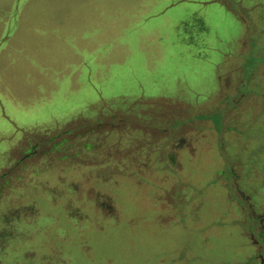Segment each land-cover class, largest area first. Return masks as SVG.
Here are the masks:
<instances>
[{"label":"rangeland","instance_id":"374dc122","mask_svg":"<svg viewBox=\"0 0 264 264\" xmlns=\"http://www.w3.org/2000/svg\"><path fill=\"white\" fill-rule=\"evenodd\" d=\"M260 217L264 0H0V264H259Z\"/></svg>","mask_w":264,"mask_h":264},{"label":"crops","instance_id":"0c3cea01","mask_svg":"<svg viewBox=\"0 0 264 264\" xmlns=\"http://www.w3.org/2000/svg\"><path fill=\"white\" fill-rule=\"evenodd\" d=\"M53 36L54 38L52 39L53 40L52 43L53 42H63V43L89 42V38H85L86 37L85 35H82L81 33H78L77 31L72 30L71 28L62 27L60 23L54 25ZM76 37H79V38H76ZM12 147L13 145L9 148L10 155H11ZM9 162H10V159H9Z\"/></svg>","mask_w":264,"mask_h":264},{"label":"flooded vegetation","instance_id":"af4514ba","mask_svg":"<svg viewBox=\"0 0 264 264\" xmlns=\"http://www.w3.org/2000/svg\"><path fill=\"white\" fill-rule=\"evenodd\" d=\"M38 151H39V146L38 145H36V146H34L33 148H32V150L30 151V152H25L24 153V155L21 157V159L20 160H18L17 162H15L12 166L13 167H11V168H9L7 171H5L3 174H1L2 176H5V175H10L11 173H12V171H14L15 169H16V167L17 166H21V165H23V162H22V160H25V159H27V158H30V157H33L34 155H36L37 153H38ZM253 219V218H252ZM262 217H260V218H257V219H253V220H255V222L256 223H258L259 225V227H256L255 225H254V229L255 228H257V229H259V230H263V227H264V225L262 224ZM253 226V225H252ZM252 226H250V227H252ZM252 229V228H251ZM261 232V231H260ZM262 234H263V231H262V233H261V235H260V241L262 242V246H263V243H264V236H262ZM255 243H256V241H254ZM261 246V247H262ZM260 247V249H262ZM255 258H257L258 260H259V264H264V252H260L259 250H258V253L256 254V256H255Z\"/></svg>","mask_w":264,"mask_h":264},{"label":"clouds","instance_id":"9594fccd","mask_svg":"<svg viewBox=\"0 0 264 264\" xmlns=\"http://www.w3.org/2000/svg\"><path fill=\"white\" fill-rule=\"evenodd\" d=\"M8 211H9V209L5 208V209L2 211V214L6 213V212H8ZM59 235H60L61 237L64 235V233H63L62 230L59 232Z\"/></svg>","mask_w":264,"mask_h":264},{"label":"trees","instance_id":"16d2710c","mask_svg":"<svg viewBox=\"0 0 264 264\" xmlns=\"http://www.w3.org/2000/svg\"><path fill=\"white\" fill-rule=\"evenodd\" d=\"M65 133H70L71 132V130L70 129H68V130H66V131H64Z\"/></svg>","mask_w":264,"mask_h":264}]
</instances>
